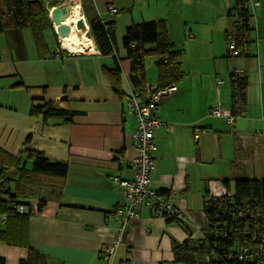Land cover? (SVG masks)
<instances>
[{
  "label": "crops",
  "instance_id": "obj_1",
  "mask_svg": "<svg viewBox=\"0 0 264 264\" xmlns=\"http://www.w3.org/2000/svg\"><path fill=\"white\" fill-rule=\"evenodd\" d=\"M236 2L79 0L91 42L76 53L61 50L49 15V20L36 15L24 27L6 20L0 32V147L16 155L30 136L28 148L42 151L50 163H66L68 170L56 191L48 187L38 189L40 196L30 193V215L9 225L17 244L0 242L5 264H19L29 247L42 253L47 264H103L100 251L113 241L119 226L116 210L125 203L114 177H130L127 161L137 155L132 138L137 121L127 108L135 87L123 44L133 23L164 21L165 35L182 52L178 91L154 110L162 123L154 132L152 184L184 217L167 222L142 203L128 224L118 259L183 264L175 261L173 245L203 237L205 201L232 193L234 179L264 178V0H250L253 30L243 52L228 56L226 33L234 25L230 10ZM65 4L69 1L56 0L52 7ZM109 4L119 12L109 14ZM34 6L41 7L38 2ZM0 8L6 12L4 0ZM92 18L114 24L115 55L101 54L93 42ZM156 61L155 56L145 59L142 97L146 86L158 85ZM117 62L120 70L114 74ZM235 70L244 71L247 87L244 109L230 125L210 109L218 104L232 110L230 75ZM217 76L224 80L220 86ZM47 105L62 114L45 118L31 113L33 106ZM40 199L45 203L39 211Z\"/></svg>",
  "mask_w": 264,
  "mask_h": 264
},
{
  "label": "trees",
  "instance_id": "obj_2",
  "mask_svg": "<svg viewBox=\"0 0 264 264\" xmlns=\"http://www.w3.org/2000/svg\"><path fill=\"white\" fill-rule=\"evenodd\" d=\"M6 12L0 8V32L8 25L7 19L17 27L29 26L36 15L49 20L44 6L36 9L28 0H4ZM247 0H237L230 10L231 15H237L234 23L240 25L237 33V43L245 45L248 35L253 30L251 13L244 7ZM53 4V3H52ZM235 19V17H234ZM105 20V19H104ZM164 21H149L131 24L123 39L129 61V79L135 88L145 84V59L157 57L158 87H164L181 79L182 52L176 49L164 33ZM230 31V30H229ZM228 32V31H227ZM89 35L101 54H116L115 28L112 22L100 18L89 21ZM148 44H154L149 48ZM117 66L114 74L118 73ZM232 84V99H237L239 109L243 111L246 97L247 79L234 72L230 75ZM113 86L119 89V78H115ZM238 93H235V89ZM235 96L237 98H235ZM33 115L60 116L50 106H33ZM67 120V119H66ZM30 136L26 138L19 153L14 155L0 147V242L17 244L12 241L9 229L12 221L30 215L28 197L35 189L51 187L59 188V179L67 174L66 163H50L45 154L39 150L27 147ZM16 173L17 177L12 178ZM229 189L230 181H224ZM165 194L164 191H161ZM45 200L40 199L38 210L44 206ZM23 204L28 208L27 213L17 210V205ZM204 212L207 224L204 235L196 243L186 240L174 244L175 261L183 264H264V178H237L233 181V192L221 197H211L205 201ZM167 222H182L175 218H166ZM3 223V226H2ZM0 264H5L0 257ZM19 264H47L45 256L38 250L29 247L28 255Z\"/></svg>",
  "mask_w": 264,
  "mask_h": 264
},
{
  "label": "built area",
  "instance_id": "obj_3",
  "mask_svg": "<svg viewBox=\"0 0 264 264\" xmlns=\"http://www.w3.org/2000/svg\"><path fill=\"white\" fill-rule=\"evenodd\" d=\"M77 1L79 3V0ZM244 7L250 11V0H247ZM107 12L115 15L119 12V9L115 5L109 4ZM234 17L235 20L238 18L237 15H234ZM100 19L105 22L104 19ZM81 20L84 22V29L88 32V24L83 13ZM239 31H243V29H240V25L234 23L232 29L226 33V49L228 56L239 55L244 50L245 45H239L237 43V33ZM88 40L91 42L89 38ZM86 46L87 44L82 46L78 51H70L64 48L60 43L61 50H65L68 53L82 51L87 48ZM57 55H59V53ZM233 72L240 77L245 76L243 70H235ZM216 83L219 86L222 85L224 83L223 78L217 76ZM142 91L143 89L140 87L134 88L127 102V108L135 115L137 121V127L132 133L137 155L127 161V165L132 171L130 177H114V181L123 189L125 203L116 210V214L119 217V226L113 241L104 245L100 251L99 255L103 260V264H128L127 258L118 259L119 247L129 222L138 217V208L142 203H146L155 214L165 219L169 217L183 220L184 217L183 211L171 203L167 195L154 188L152 184V176L156 167L152 154L154 149V132L162 123V121L154 116V110L164 98L170 97L173 93L178 91V85L174 82L164 87L146 86L144 97L141 96V94L143 95ZM235 93H238L237 88L235 89ZM235 98L237 97L235 96ZM233 101L236 102L234 109H239L237 99H233ZM241 113L242 112L239 110L237 113H234L231 109H223L218 104H214L210 109V114L212 116L222 117L230 125L235 123L236 118ZM16 208L21 213H27L28 211L27 206L23 204L17 205ZM1 221H4V217L1 218ZM262 248L264 250V244Z\"/></svg>",
  "mask_w": 264,
  "mask_h": 264
},
{
  "label": "bare ground",
  "instance_id": "obj_4",
  "mask_svg": "<svg viewBox=\"0 0 264 264\" xmlns=\"http://www.w3.org/2000/svg\"><path fill=\"white\" fill-rule=\"evenodd\" d=\"M81 19L82 11L80 3L76 2L73 5H70L69 15L62 21V23L70 26V33L64 37L59 36L61 45L70 51H78L85 44L90 45L88 32L86 29H80L78 27V23ZM52 23L54 27H57L54 22Z\"/></svg>",
  "mask_w": 264,
  "mask_h": 264
},
{
  "label": "water",
  "instance_id": "obj_5",
  "mask_svg": "<svg viewBox=\"0 0 264 264\" xmlns=\"http://www.w3.org/2000/svg\"><path fill=\"white\" fill-rule=\"evenodd\" d=\"M28 2L30 4L33 2H38L40 6L43 5L42 0H28ZM69 12H70V6L68 4L61 6H53L50 10L49 17L51 21L57 25V27L54 28L58 36L64 37L70 33L71 30L70 26L65 23H62V21L68 17ZM78 27L80 29H84L83 20L79 21Z\"/></svg>",
  "mask_w": 264,
  "mask_h": 264
},
{
  "label": "rangeland",
  "instance_id": "obj_6",
  "mask_svg": "<svg viewBox=\"0 0 264 264\" xmlns=\"http://www.w3.org/2000/svg\"><path fill=\"white\" fill-rule=\"evenodd\" d=\"M43 1V3L45 4V6L46 7H49V8H51L52 7V3L54 2V1H56V0H42ZM69 1V5H73L74 4V1H77V0H68ZM2 3V2H1ZM46 11L48 12V15H49V13H50V11H49V9H47L46 8ZM59 44H60V42H59ZM32 196H34V197H36V196H40V190H38V189H35L34 191H33V195ZM2 218V217H1ZM0 218V219H1Z\"/></svg>",
  "mask_w": 264,
  "mask_h": 264
},
{
  "label": "flooded vegetation",
  "instance_id": "obj_7",
  "mask_svg": "<svg viewBox=\"0 0 264 264\" xmlns=\"http://www.w3.org/2000/svg\"><path fill=\"white\" fill-rule=\"evenodd\" d=\"M36 4V2L34 3V5Z\"/></svg>",
  "mask_w": 264,
  "mask_h": 264
}]
</instances>
